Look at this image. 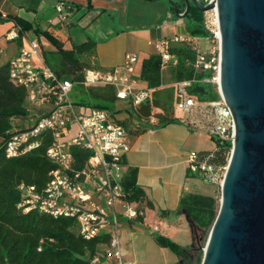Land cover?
<instances>
[{
  "label": "built area",
  "instance_id": "obj_1",
  "mask_svg": "<svg viewBox=\"0 0 264 264\" xmlns=\"http://www.w3.org/2000/svg\"><path fill=\"white\" fill-rule=\"evenodd\" d=\"M212 1L204 0V6ZM57 11L61 19L66 20L62 5L57 6ZM3 18L0 11V19ZM204 27L209 33L205 37L210 41L207 51H201L200 37L190 34L161 39L152 45L161 57L162 74L178 63L171 53L174 45H191L196 50L193 66L197 73L205 74L203 83L212 84L219 98L201 101L191 95L189 90L197 82L195 79L174 81L175 109L183 113L180 122L192 132L210 136L222 145L229 143L233 149L236 124L220 88L221 33L216 8L204 13ZM22 33V27L16 23L14 29L7 32L6 39L18 41ZM34 56L39 66L33 65ZM137 63L138 56L129 54L121 67L104 70L94 65L85 69L83 85L85 88L112 87L119 102L139 108L149 101L152 90L137 76ZM8 73L10 79L27 92V104L34 117L30 126L15 127L4 139L6 158L26 156L50 138L47 158L55 166L41 191L24 184L18 187L17 209L22 214L38 212L53 218H70L86 240L107 239L89 258L90 264H134L123 258L119 226L123 220L143 217L144 208L130 202L124 188L131 144L122 118L108 110L77 105L72 98L73 82L58 77L46 64L36 40L30 41V49L22 48L10 59ZM150 120L156 122L155 117ZM71 127L76 128L75 134ZM219 147L222 146L216 148ZM186 164L188 174L222 187L228 165L219 164L215 152H190ZM153 231L160 232V228L155 226Z\"/></svg>",
  "mask_w": 264,
  "mask_h": 264
},
{
  "label": "trees",
  "instance_id": "obj_2",
  "mask_svg": "<svg viewBox=\"0 0 264 264\" xmlns=\"http://www.w3.org/2000/svg\"><path fill=\"white\" fill-rule=\"evenodd\" d=\"M199 2L204 6V0ZM178 9L182 13L179 6ZM186 19L190 35L200 38L209 36L204 27V13L195 6L192 5ZM14 20L22 27V35L31 29L26 21L20 18ZM42 33L55 47L54 50L42 51L45 62L58 77L73 82L77 105L108 110L114 115L126 112L129 116L122 119L121 123L128 135L133 137L150 129L180 122V118L173 114L177 101L175 90L173 87H164L160 55L153 54L142 62L140 79L152 90V94L149 101L134 108L128 103L119 102L112 87H84V71L94 66L92 58L96 52V42L89 40L66 49L60 40L46 32ZM171 53L178 60L177 65L170 69L173 82L195 79L197 82L189 90L191 95L201 101L219 98L212 84L203 83L205 74L196 72L193 66L196 50L191 45H174ZM80 94L85 96L80 98ZM155 110L160 112L154 114ZM33 117L34 114L27 104V92L10 79L8 63L2 62L0 54V264H90L89 258L107 239L86 240L79 234L75 222L70 218H53L38 212L22 214L17 209L20 198L18 187L24 184L41 191L49 181L50 172L55 168L47 158L50 138H46L40 148L26 156L16 159H7L5 156L4 139L15 127L24 129L30 126ZM151 117L156 118L155 123L151 122ZM215 142L216 147H222L205 152H215L217 162L227 166L232 145ZM137 180L138 168H129L124 181L129 201L151 208L152 204L146 203V195ZM219 209L220 201L216 197L198 193L183 195L179 201V210L193 222V244L184 247L163 237H157L156 242L162 247L170 248L178 256L179 264H202L203 249ZM137 221L143 222L144 218L139 217Z\"/></svg>",
  "mask_w": 264,
  "mask_h": 264
},
{
  "label": "crops",
  "instance_id": "obj_3",
  "mask_svg": "<svg viewBox=\"0 0 264 264\" xmlns=\"http://www.w3.org/2000/svg\"><path fill=\"white\" fill-rule=\"evenodd\" d=\"M45 1L0 0V11L4 15L0 19V27L7 22L15 27L16 18L26 21L31 26L29 31L36 33V41L40 43L42 51L46 50L40 38L42 32L60 40L66 49L93 40L97 46L92 61L99 69L121 67L127 55L135 54L138 56L135 66L138 77L143 60L157 54L152 43L173 35H184L177 34V31L188 24L187 19L177 18L173 9L175 2L183 13L186 10L183 0H55L50 10H57V6L63 5L66 20L63 21L57 11L60 20H51L50 28L43 31L41 22L37 19L31 21L21 18L20 9L25 8L40 14V8ZM144 8L149 10L146 14L142 12ZM72 26L82 28V40L79 44L74 43ZM9 28L7 32L11 30ZM20 38L21 41L9 42L12 44L10 46L14 45L7 49L10 59L22 48L28 49L25 47L26 38L29 43L35 41L30 40L28 31ZM143 85L147 86L144 82ZM193 133L185 124L179 122L150 129L137 137L130 136L128 169L138 168L137 183L146 195V203L152 204L150 210L153 214L170 217L177 212L188 221L186 214L179 210V201L185 194L196 193L195 178L188 174L186 164L188 154L194 152L196 140ZM145 207L149 208L147 205ZM143 218L145 220V213Z\"/></svg>",
  "mask_w": 264,
  "mask_h": 264
},
{
  "label": "water",
  "instance_id": "obj_4",
  "mask_svg": "<svg viewBox=\"0 0 264 264\" xmlns=\"http://www.w3.org/2000/svg\"><path fill=\"white\" fill-rule=\"evenodd\" d=\"M183 1L184 13L173 2L179 19L187 18L192 5L202 13L218 10L220 88L236 124L202 264H264V0H214L205 6Z\"/></svg>",
  "mask_w": 264,
  "mask_h": 264
},
{
  "label": "rangeland",
  "instance_id": "obj_5",
  "mask_svg": "<svg viewBox=\"0 0 264 264\" xmlns=\"http://www.w3.org/2000/svg\"><path fill=\"white\" fill-rule=\"evenodd\" d=\"M54 2L55 0H46L40 8V14H36L26 10L25 8H22L20 9V16L23 19H28L31 21H35L37 19L39 22H41V30H48L50 28L49 22L51 20H54V22H58L60 20V16H58L56 8H52L50 10V6H52ZM62 7L63 11H66L63 5ZM148 11L149 10L147 8H144L142 12L146 14ZM8 28L11 30L14 29V25H12L11 22H7L4 26L0 27V51L3 63L8 62L11 58V55L7 54V49L9 47H14V45L10 46L12 44H9L6 39ZM71 31L73 33L74 43L79 44L82 40V28L78 26H72ZM177 34H189L187 27L181 26L177 31ZM28 36L30 37V40H37L38 38L36 33L32 30L28 31ZM40 38L42 45L46 50L55 48L49 38L43 33L40 34ZM69 46H71V44H69ZM200 46L201 51H207L210 47V41L205 37H201ZM25 47L30 49V43L27 38L25 39ZM33 65H40V62L36 56L33 57ZM163 81L165 87H172L173 80L171 78L170 70L163 74ZM84 96L85 95L80 94V98ZM72 98L76 102L77 98L74 97L73 93ZM159 112V110H155L154 114ZM173 114L178 118L184 117L183 113L177 109L173 110ZM127 116H129V114L126 112H122L119 115V117L122 119L126 118ZM71 131L73 134H75L76 128L71 127ZM193 137L196 140L193 150L196 152L212 151L216 147V142L210 136L195 132L193 133ZM194 182L196 184V193L208 196L214 195L220 201V186L207 184L198 178H195ZM142 207L144 208V213L146 215L144 222H139L137 220H123L119 226L121 252L124 260L134 264H179L178 256L170 248L160 246L156 242V238L163 237L184 247L191 246L193 244L191 225L186 220V218L181 216L180 213L175 212V214H172L170 217H163L160 214H153L150 208L145 206ZM155 226L160 227V232L153 231Z\"/></svg>",
  "mask_w": 264,
  "mask_h": 264
}]
</instances>
